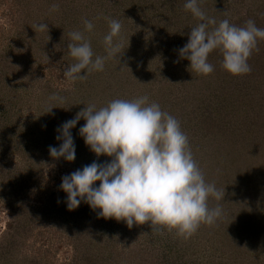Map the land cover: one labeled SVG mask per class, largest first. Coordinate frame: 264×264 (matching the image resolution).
Wrapping results in <instances>:
<instances>
[{"label": "rangeland", "instance_id": "rangeland-1", "mask_svg": "<svg viewBox=\"0 0 264 264\" xmlns=\"http://www.w3.org/2000/svg\"><path fill=\"white\" fill-rule=\"evenodd\" d=\"M16 2L0 0V55L10 42L19 41L14 34L21 22L33 24L39 16L45 18L43 12H28L32 0H24L17 11ZM261 2L226 0V11L220 10L224 18L218 12L215 19L233 24L239 17L238 8L245 13L256 10ZM190 15L185 12L180 20L187 21L188 27L178 32L183 39L198 24ZM132 22L135 25L122 27L120 34L124 52L108 59L100 73L93 71L84 82L77 80L79 84L63 75L67 65L74 63L67 49L69 34L62 42L55 33L58 29L51 33L31 29L24 44H17L26 51L22 62L26 70L9 68L0 96V239L8 231V220L13 234L16 229L18 233L9 251L1 248L0 255L11 256V264H264V77L246 74L237 82L227 78L211 83L209 74H197L187 59L180 58L178 50L187 42L168 41L159 23L155 28L144 20ZM73 31L84 32V24L75 23ZM92 31L86 38L95 55H106L101 29ZM39 33L45 38L38 45ZM64 90L72 91L63 94ZM45 91L49 94L40 97ZM55 93L63 101L46 102L58 108L44 122L47 118L40 113L44 109L40 107L39 112L35 107ZM144 96L180 122L206 181L225 191L223 201L209 198L210 207L220 204L222 217L212 226L202 224L187 240L175 231L154 235L147 223L130 229L124 221L98 217L100 210L84 202L69 211L67 194L60 189L65 175L93 161L111 159L97 158L86 146L79 135L86 123L83 119L71 130L76 159L68 162L51 157L49 146L61 143L56 139L57 128L81 111L80 100L87 99L88 105L99 108L114 99ZM210 112L215 119L208 116ZM16 178L24 179L29 189L4 205L7 194L17 190ZM0 264H4L1 257Z\"/></svg>", "mask_w": 264, "mask_h": 264}, {"label": "clouds", "instance_id": "clouds-1", "mask_svg": "<svg viewBox=\"0 0 264 264\" xmlns=\"http://www.w3.org/2000/svg\"><path fill=\"white\" fill-rule=\"evenodd\" d=\"M184 8L200 21L191 28L188 42L178 50L180 58L190 61L191 70L200 75L211 74L214 66L208 58L219 50L224 70L232 75L251 73L248 60L253 50H258V39H264V29L252 19L243 27L228 19L217 23L199 7L198 0H187ZM58 10V4L51 5L50 11ZM106 19L109 32L103 38L104 56L95 55L84 32L69 33L71 42L67 49L74 63L67 65L63 73L69 81L86 80L93 71H103L108 59L124 52L119 39L121 23ZM32 28L36 33L49 31L46 23ZM93 28L91 21L84 20L85 31ZM49 100L62 102L63 98L53 94ZM53 108L56 107L49 105L47 113ZM81 119L86 123L79 128V135L86 146L97 158L111 159L104 163L93 161L62 177L60 189L67 194L69 211L84 202L92 210H100L98 217L124 221L130 229L147 223L154 235L175 231L185 240L202 224L212 226L222 217L220 204L210 207L209 198L225 200V191L206 181L180 122L162 111L158 103H149L144 96L114 99L99 108L86 105L57 128L56 139L61 143L59 147L49 146L52 158L68 162L76 159L71 130Z\"/></svg>", "mask_w": 264, "mask_h": 264}, {"label": "trees", "instance_id": "trees-1", "mask_svg": "<svg viewBox=\"0 0 264 264\" xmlns=\"http://www.w3.org/2000/svg\"><path fill=\"white\" fill-rule=\"evenodd\" d=\"M16 1H18L16 2V11H17L20 9V4H22L24 0H16ZM28 1H31V0H28ZM32 1L33 2H30L29 4L28 12H35L36 14L43 12V16H45V18L40 19V16H39L37 18L38 21L33 24L25 22V21L21 22V24L17 26V30L14 34V38H17V40L19 41L10 42L5 47L7 48L5 52L0 55V82H2L0 83V96H2V91H4L6 87L5 83L3 82L5 79L3 78L5 74H7L6 73L7 70L15 66H18L19 67L18 69H21L24 71L26 70V65H22V62H24V58L27 57V54H26V51L23 50V48L20 49L19 47L22 44H24L25 42L24 38L27 36L26 33H29V34L32 33L30 32L31 29L33 30L32 27H34L37 24H40L42 21L48 24L49 31L47 32L51 33L52 31L54 32L55 30L57 31L58 29V31L55 33L58 36L59 40L62 39L61 40L62 42L66 41L65 37L67 34L70 33L72 26L75 25V23L84 24V20L91 21L94 25V28L97 27L96 30L98 32L101 29L100 34H103L105 36L109 32V20L106 18L118 20L121 23L122 27L124 28H127V26H130V25L132 26L135 25V23L133 22L130 23L131 19L134 22H137L138 20L139 21L144 20L146 21L147 24L154 23L155 28H156V25L159 23L161 26H158V27L161 28L162 36L165 35L166 38H168L167 39L168 41L174 43L180 39L179 41H182V43L185 44L186 42H188V39H189L187 37L183 39L184 37L182 38V33H178L179 31H182L181 30L182 27H184V29H188V27H186L187 24H185L187 21H185L184 23L185 25L183 23H180V20L185 17V12H190V11L185 10L184 8V4L187 2V0H97V1H94V0H32ZM225 1L226 0H198L199 7L205 12L207 16L213 17V18H217V16L215 15L218 12H219L218 13L219 15L221 14L222 10L226 11L225 9L227 6L225 7V3H224ZM261 3L262 4H259L256 10L249 11L250 10L249 9L245 13H242L240 8H238V10L236 11H238L239 17L233 20V24L239 27H243L246 25V22L249 19H252L255 21V24L257 27L264 29V2H261ZM53 4L59 5L58 11H50V7ZM25 7L27 8V4ZM26 8H21V9H23L24 11ZM53 13H55L57 16H55L54 19H50V18L48 19L49 15L52 16ZM190 14L191 15L189 17L193 16L191 12ZM225 14L227 15L229 13L225 12ZM220 16L223 17L224 14H221ZM193 18L196 24L200 23V21L197 18H195L194 16ZM168 19H170L171 22H168ZM14 22L17 23L16 21ZM94 28L93 30L95 33L96 30ZM91 32L84 31V34L85 36H87ZM55 33H53L54 36H56ZM183 36L185 35L183 34ZM44 38H45V35L39 33L35 41H38L39 39V43H38L39 45L41 44L42 39ZM17 44L18 45L21 44V45L18 46ZM257 49L258 50H253V53L248 60V63L252 68V71L249 74L254 77L256 76L258 78H262L264 77V39H258ZM30 53H31V50H30ZM222 59L223 57L221 53L219 52V50H214L209 55L208 61L214 66V71L208 75L212 77L211 83L217 82V81H220V83H222L224 81H228L226 80L227 78L228 79L234 78L232 80H235L237 82V80L239 81L241 79L240 77H244L246 75V74L232 75L231 73L227 72L221 66ZM120 66L121 65H119L118 68ZM96 72L100 73L101 71H95V73ZM89 77H90V74L88 75V78ZM77 84H79L78 81H77ZM71 91L64 90L63 94L71 92ZM57 93L55 94L58 95ZM48 94H49V91L42 92L40 94V97L47 96ZM10 98L12 99V96H10ZM44 101L45 102H41L39 106H36L35 109L39 110L40 107H41V110L44 109L42 112H40L39 110V112L41 114H44L47 118L48 115L54 112L47 113L49 104H46V102L47 101L49 102V98L45 97ZM80 102H81L80 110H82L84 107H86V105H88L87 99L86 100L81 99ZM14 103L16 106H21L22 104V103L17 104L16 102ZM17 111L18 109H16V112ZM55 114L56 113H54L53 115ZM208 116L214 117L215 119V116H212L211 112L208 114ZM47 120L48 118L44 122H46ZM48 123L50 125V122ZM205 126L208 128L207 125ZM43 143L45 142L42 141V144ZM232 145H234V143H231V146ZM16 181H18L15 183V187H17V190L14 193V195H13V192L11 193L9 192V194H7V198L6 200H4V205H7V206L10 205V202L13 199V197H17L18 194L29 189L28 183H25V184L23 183L24 179L19 181L16 178ZM259 183L261 182L259 181ZM62 220L64 222L66 219L62 218ZM7 225H8V231L3 235L2 239H0V249L3 248L5 250L10 249L11 243L13 242V241L11 242V239L14 237V235L18 233V229H16L15 234H13V229L11 228V222L9 220L7 222ZM225 237L227 238V236ZM227 241H229V239L226 240V242ZM0 257L4 260V264H11V262L13 261V258L8 255L4 257L0 255Z\"/></svg>", "mask_w": 264, "mask_h": 264}]
</instances>
